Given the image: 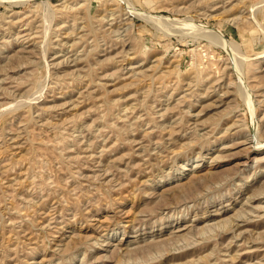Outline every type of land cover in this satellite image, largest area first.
Returning a JSON list of instances; mask_svg holds the SVG:
<instances>
[{
    "label": "rangeland",
    "instance_id": "obj_1",
    "mask_svg": "<svg viewBox=\"0 0 264 264\" xmlns=\"http://www.w3.org/2000/svg\"><path fill=\"white\" fill-rule=\"evenodd\" d=\"M0 264H264V0H0Z\"/></svg>",
    "mask_w": 264,
    "mask_h": 264
}]
</instances>
